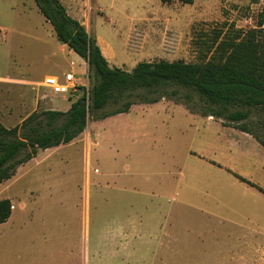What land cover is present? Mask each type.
<instances>
[{"label": "rangeland", "instance_id": "rangeland-1", "mask_svg": "<svg viewBox=\"0 0 264 264\" xmlns=\"http://www.w3.org/2000/svg\"><path fill=\"white\" fill-rule=\"evenodd\" d=\"M61 2L109 66L129 72L143 61H207L222 42L256 37L264 46V0ZM67 73L76 92L45 85ZM88 75L34 0H0L1 123L12 128L33 112L67 111L90 90ZM42 78L33 91L12 82ZM262 119L253 113L249 127L264 131ZM260 189L264 147L254 137L171 100L137 103L90 120L69 144L39 150L0 184V200L13 206L0 225V264H253L264 252ZM139 219L144 243L121 242Z\"/></svg>", "mask_w": 264, "mask_h": 264}, {"label": "trees", "instance_id": "trees-1", "mask_svg": "<svg viewBox=\"0 0 264 264\" xmlns=\"http://www.w3.org/2000/svg\"><path fill=\"white\" fill-rule=\"evenodd\" d=\"M34 1L57 40L87 62L92 86L88 97L82 95L65 112H33L12 128L0 122V184L39 150L71 143L90 120H104L129 112L134 104L163 99L182 104L193 114L221 119L223 125L251 135L264 147V131H254L248 123L253 113L264 114V46L260 39L222 42L215 50L218 56L207 61H143L129 72L109 66L97 40L60 0ZM178 1L183 5L194 2ZM257 123L264 127V119ZM12 212L11 201L0 200V225Z\"/></svg>", "mask_w": 264, "mask_h": 264}, {"label": "crops", "instance_id": "crops-1", "mask_svg": "<svg viewBox=\"0 0 264 264\" xmlns=\"http://www.w3.org/2000/svg\"><path fill=\"white\" fill-rule=\"evenodd\" d=\"M61 1V0H60ZM103 55L105 54L104 51H102ZM105 56V55H104ZM47 77V76H46ZM64 79V76L61 78ZM10 81V80H7ZM14 84L16 85H22L25 87H28L29 89H31V91H33L36 86L40 85L43 83V78L41 80H33V81H24V80H13L12 81ZM11 84V83H10ZM71 104H69V106L67 107V110L70 108ZM213 118V117H211ZM8 222V221H7ZM5 224V223H4ZM142 224V221H140L138 224H135V222H131V226H133V232L131 233H127V234H123V236L121 237V242H125L127 243L128 240L126 239H136V241H138L137 243H144V239H146L147 235L144 234V231L142 232L140 229V226ZM2 225V224H1ZM138 226V230H136V227ZM135 227V228H134ZM161 227V226H159ZM136 230V231H135ZM256 256L254 258V263L253 264H264V252H259V253H255ZM154 258H158V259H163L158 253H153ZM119 258V257H118ZM129 258V257H128ZM134 261L135 260H145L146 259V254H142V255H134L131 257ZM151 258V257H150ZM112 259V258H111ZM115 259V258H114ZM113 260V259H112ZM130 262L127 259L122 258L120 264H126Z\"/></svg>", "mask_w": 264, "mask_h": 264}, {"label": "built area", "instance_id": "built-area-1", "mask_svg": "<svg viewBox=\"0 0 264 264\" xmlns=\"http://www.w3.org/2000/svg\"><path fill=\"white\" fill-rule=\"evenodd\" d=\"M73 73H67L64 76L63 81L55 76H50L45 79V85L49 87L51 90L57 93H67L70 94V91L76 92L77 91V83H75ZM86 87V86H85ZM86 96H89V88H86Z\"/></svg>", "mask_w": 264, "mask_h": 264}, {"label": "water", "instance_id": "water-1", "mask_svg": "<svg viewBox=\"0 0 264 264\" xmlns=\"http://www.w3.org/2000/svg\"><path fill=\"white\" fill-rule=\"evenodd\" d=\"M82 102H84V101H82Z\"/></svg>", "mask_w": 264, "mask_h": 264}]
</instances>
